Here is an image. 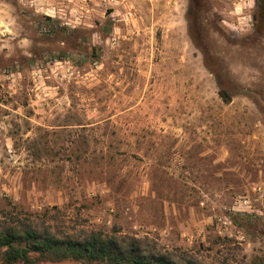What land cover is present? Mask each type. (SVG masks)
I'll use <instances>...</instances> for the list:
<instances>
[{"label":"rangeland","instance_id":"rangeland-1","mask_svg":"<svg viewBox=\"0 0 264 264\" xmlns=\"http://www.w3.org/2000/svg\"><path fill=\"white\" fill-rule=\"evenodd\" d=\"M199 1L0 0V234L264 264V15Z\"/></svg>","mask_w":264,"mask_h":264},{"label":"trees","instance_id":"trees-1","mask_svg":"<svg viewBox=\"0 0 264 264\" xmlns=\"http://www.w3.org/2000/svg\"><path fill=\"white\" fill-rule=\"evenodd\" d=\"M200 5L199 0H188L189 29ZM258 12L263 17L264 0L259 1ZM221 91L224 102H229V97ZM0 253L3 264H30L33 254L49 262L69 259L87 264H196L190 260L178 263L162 253L146 254L135 238L118 240L100 232H91L82 239H58L35 230H18L15 227H8L0 234Z\"/></svg>","mask_w":264,"mask_h":264}]
</instances>
